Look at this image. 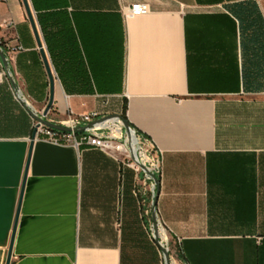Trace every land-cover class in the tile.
<instances>
[{
    "label": "crops",
    "instance_id": "1",
    "mask_svg": "<svg viewBox=\"0 0 264 264\" xmlns=\"http://www.w3.org/2000/svg\"><path fill=\"white\" fill-rule=\"evenodd\" d=\"M33 1L54 78L47 118L100 112L109 98L120 114L126 103L161 154L156 212L176 263L264 264V0ZM134 2L148 12L127 14ZM0 42L42 112L49 82L21 0H0ZM34 125L4 79L0 264L26 167L10 264H161L142 178L110 154L41 137L28 159Z\"/></svg>",
    "mask_w": 264,
    "mask_h": 264
},
{
    "label": "built area",
    "instance_id": "2",
    "mask_svg": "<svg viewBox=\"0 0 264 264\" xmlns=\"http://www.w3.org/2000/svg\"><path fill=\"white\" fill-rule=\"evenodd\" d=\"M147 12L148 6L146 3L134 2L130 5L127 14L139 16ZM1 44L2 43L0 42V45ZM0 49L3 50L1 47ZM19 49L20 47H16L14 48V51ZM10 75L12 74L9 72V70L3 67V69L0 70V83H2L4 79L9 82ZM19 94L24 102L33 109L21 91H19ZM108 114L109 113L95 111L80 116L69 115L65 121L57 123L69 126L71 128L84 127L83 132L78 134L66 133L51 129L44 125H40L37 128L35 139L41 137L42 140L53 145H73L76 147L87 146L110 154L117 161H119L121 165V172L122 169L129 168L135 173V175L142 178V180L148 185L153 200L156 192V183L154 182L153 177L157 178L159 181L162 166L161 154L157 152L147 142L146 139L138 135L135 129L132 135L135 140L134 149V146H132L131 143V138L127 136L120 120L115 118H110L103 121L100 120ZM132 155L133 159L131 157ZM134 194L138 195V192L134 191ZM141 202L143 203L144 200H141Z\"/></svg>",
    "mask_w": 264,
    "mask_h": 264
},
{
    "label": "water",
    "instance_id": "3",
    "mask_svg": "<svg viewBox=\"0 0 264 264\" xmlns=\"http://www.w3.org/2000/svg\"><path fill=\"white\" fill-rule=\"evenodd\" d=\"M21 1H22L24 10H25L26 16L28 18V21L30 23L34 39H35L37 47L39 49V53L41 55L42 62H43L45 72H46L48 82H49L48 102H47L46 106L44 107V109L42 110V112L37 113L27 103H25L24 100L21 98V96L19 94V91H20L19 87H18L13 75L9 76V82H10V85L12 87V90H13V93L15 95L16 100L23 106V108L29 114V116L32 118V120L35 121V125H34V128L32 130L31 136H30L29 153H28V159H29L31 148L33 146V143H34V140L36 137L37 128L40 125H44L46 127H49L51 129H54L57 131L66 132V133H76V134L83 132L84 127L71 128L69 126H66V125H63V124H60V123H57L54 121H50L49 119H47L48 112L51 109L52 104H53L54 78L52 75V71H51L47 56L45 54V50H44V47L42 44L41 36H40L39 30H38V27H37V24L35 21V17H34L30 2H29V0H21ZM0 59H1V62L3 64V67L6 68L7 70H9V72L11 73L9 66H8L7 58L1 49H0ZM110 118H115V119L120 120L123 127H124V130L126 131L127 136L129 138L132 137L133 132H134V128L131 126V124L128 121L123 119V117L120 114L111 113V114L104 116L100 120L103 121V120L110 119ZM131 157L133 159V155ZM27 165H28V160H27ZM26 175H27V167H26V170L24 173V178H23L21 192H20V199H19L17 212H16L15 223H14L12 234H11V239H10V243H9V247H8V251H7V255H6L5 264H10V262H11L13 240H14L15 229H16V224H17V217H18V213H19V206H20L21 197L23 194V188H24V184H25ZM153 178H154V182L156 183V192H155L154 198L151 202V220H152V228L154 231V235H152V237H153L154 241L156 242V244L159 246L160 251L162 252L164 264H171V260H170L169 254H168V250L164 246L160 245L159 241L156 238V236L158 234L159 226L161 225L159 220H158L157 212H156V200H157L158 189H159V181L157 178H155V177H153Z\"/></svg>",
    "mask_w": 264,
    "mask_h": 264
},
{
    "label": "rangeland",
    "instance_id": "4",
    "mask_svg": "<svg viewBox=\"0 0 264 264\" xmlns=\"http://www.w3.org/2000/svg\"><path fill=\"white\" fill-rule=\"evenodd\" d=\"M104 104V107L103 109H101L100 112H104V113H114V111H118L120 112V109L121 108H117L116 105V101L115 99H112V98H109V99H105L103 102ZM144 220L146 221V224H145V233H146V236L147 238L149 239V243H151L152 247L155 248V250L157 251V260L161 263V264H164V261H163V255H162V252L160 251V248L159 246L156 244V242L154 241L153 237H152V220H151V208H148L147 209V213L145 214V218ZM160 227H162L164 230H165V233L168 237V240L167 242L164 243V247L168 250V254L170 256V260H171V264H177L176 263V259H175V248L173 246V243L171 242L170 240V237L165 229V227L163 225H160Z\"/></svg>",
    "mask_w": 264,
    "mask_h": 264
},
{
    "label": "bare ground",
    "instance_id": "5",
    "mask_svg": "<svg viewBox=\"0 0 264 264\" xmlns=\"http://www.w3.org/2000/svg\"><path fill=\"white\" fill-rule=\"evenodd\" d=\"M131 143H132V146H134V149H135V140H134L133 137H131ZM152 234L154 235L153 228H152ZM157 235L161 236L163 238L164 242L167 241V235H166L165 231L161 227H159ZM156 238L159 241V244L164 246V242H163L162 238L157 237V236H156Z\"/></svg>",
    "mask_w": 264,
    "mask_h": 264
},
{
    "label": "trees",
    "instance_id": "6",
    "mask_svg": "<svg viewBox=\"0 0 264 264\" xmlns=\"http://www.w3.org/2000/svg\"><path fill=\"white\" fill-rule=\"evenodd\" d=\"M31 2H32V4L34 5V1L31 0ZM44 38H45V35H44ZM45 40H46V38H45ZM126 109H127V104L124 103L123 106H122V110H121L120 115L123 117V119H125L126 121H128V119H127V117H126ZM135 131H136V133H137L138 135H140L141 137H143V135H142L141 133H139L137 130H135ZM178 258H180L179 255H178ZM180 259H181V258H180Z\"/></svg>",
    "mask_w": 264,
    "mask_h": 264
}]
</instances>
